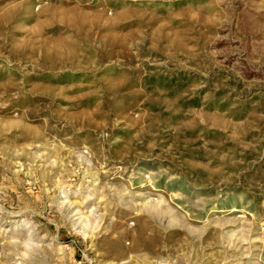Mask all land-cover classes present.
<instances>
[{
	"label": "rangeland",
	"instance_id": "obj_1",
	"mask_svg": "<svg viewBox=\"0 0 264 264\" xmlns=\"http://www.w3.org/2000/svg\"><path fill=\"white\" fill-rule=\"evenodd\" d=\"M0 264H264V0H0Z\"/></svg>",
	"mask_w": 264,
	"mask_h": 264
}]
</instances>
